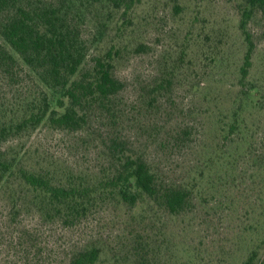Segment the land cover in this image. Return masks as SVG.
Returning <instances> with one entry per match:
<instances>
[{"label":"trees","instance_id":"1","mask_svg":"<svg viewBox=\"0 0 264 264\" xmlns=\"http://www.w3.org/2000/svg\"><path fill=\"white\" fill-rule=\"evenodd\" d=\"M235 1L247 51L239 69L238 93L217 122L222 146L211 153L202 146L209 158L198 161L195 177L179 183L167 178L145 150L132 149L119 133L124 118L132 127H142L144 118L159 113L160 99L173 94L175 70L165 71L146 94L137 97L134 111L124 103L126 85L115 73L128 47L113 40L90 60L103 35L84 30L93 10L102 13L96 20L103 30L112 22L113 12L125 18L126 29L143 0H0V68L12 75L20 59L31 78V85L19 90L22 94L15 102L0 104V264H100L108 247L93 233L94 214L109 206L134 210L148 203L151 220L159 214L161 219L180 217L205 186L207 167L217 161L233 169L241 156L251 157L246 111L254 104L249 78L256 45L249 25L257 14L264 18V0ZM119 32L116 38L122 36V29ZM146 50L140 43L134 51ZM95 124L98 130H107V137L106 163L94 178L84 173L60 177L57 171L30 165L31 152L18 149L23 139L42 129L81 133ZM202 132L208 135L204 128ZM193 135V128H183L171 142L178 147ZM235 143L238 148L244 145L245 152L234 150ZM255 205V217L262 218L263 193ZM137 239L125 250L133 264H159L155 244L145 237ZM262 251L264 237L243 264H264Z\"/></svg>","mask_w":264,"mask_h":264},{"label":"rangeland","instance_id":"2","mask_svg":"<svg viewBox=\"0 0 264 264\" xmlns=\"http://www.w3.org/2000/svg\"><path fill=\"white\" fill-rule=\"evenodd\" d=\"M101 14L93 10L88 15L91 22L84 27L86 34L100 35L102 31L103 35L102 48H92L90 60L113 40L128 47L115 72L126 85L122 97L127 107L136 111V98L146 94L165 71L175 70L173 97L160 99L159 113L144 118L146 126L142 127H132L124 118L119 133L132 149L142 148L150 161L160 164L167 178L188 182L197 175L198 161L209 158L202 146L210 153L222 146L217 122L239 90V69L247 45L239 28L238 3L143 0L130 15L132 24L126 29L125 18L113 12L112 22L103 30L96 20ZM120 29L122 36L116 38ZM249 31L256 45L249 78L254 104L246 111L251 157L241 156L233 169L217 161L207 167L202 194H194L193 203L180 217L161 219L159 214L151 220L146 213L148 203L134 210L109 206L94 214L93 233L108 247L100 264H133L125 250L135 239L144 237L160 251L159 264H243L264 237V216L254 214L255 201L264 194V18L260 14L251 21ZM140 43L147 50L137 54L134 50ZM4 71L0 68V104L15 102L22 94L19 90L24 92L31 85L28 69L20 59L12 75ZM183 128H193L195 135L176 147L171 141ZM106 133L98 130L97 124L81 133L46 128L23 139L18 149L31 152L30 165L57 171L60 177L84 173L94 178L106 163ZM232 148L245 152L241 143Z\"/></svg>","mask_w":264,"mask_h":264}]
</instances>
